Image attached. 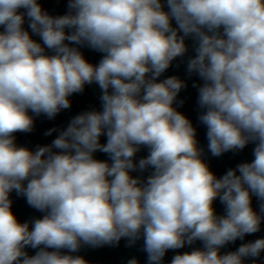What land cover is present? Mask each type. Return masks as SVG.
<instances>
[{
  "label": "clouds",
  "instance_id": "clouds-1",
  "mask_svg": "<svg viewBox=\"0 0 264 264\" xmlns=\"http://www.w3.org/2000/svg\"><path fill=\"white\" fill-rule=\"evenodd\" d=\"M166 6L68 0V13L52 16L38 0H0V264H88L63 250L117 246L121 239L128 247L143 239L147 264H163L168 250L197 240L203 249L177 254L170 264H259L264 238L223 255L220 249L260 231L264 221V0ZM26 17L42 44L23 27ZM186 38L196 53L187 72L203 81L199 121L208 151L219 157L255 145L251 162L219 178L191 121L173 106L185 82L177 76L158 82L188 51ZM72 45L103 58L93 65ZM93 83L102 111L75 116L51 145L35 151L16 145L15 133L33 130L30 112L52 119ZM141 147L149 154L136 163ZM97 151L111 163L95 159ZM148 168L146 181L130 174ZM13 191L45 213L32 227L13 213ZM217 198L222 216L213 207ZM27 247L39 250L29 255Z\"/></svg>",
  "mask_w": 264,
  "mask_h": 264
},
{
  "label": "water",
  "instance_id": "water-1",
  "mask_svg": "<svg viewBox=\"0 0 264 264\" xmlns=\"http://www.w3.org/2000/svg\"><path fill=\"white\" fill-rule=\"evenodd\" d=\"M38 2L41 4L43 10L52 16L65 15L69 11L68 0H38ZM162 3H165V11H167L166 0H162ZM21 11L24 10L21 9ZM172 23L173 27H175V21ZM23 27L25 30L29 31L34 40L42 44L40 37L31 32L27 17L25 18ZM2 30V27H0V31ZM66 31L71 30L66 29ZM185 43L188 47L186 54L183 57L176 58L172 62L171 66L158 78V82L170 76H177L185 82L186 87L180 91L173 106L177 109V111L183 113L191 121L193 127L196 129L198 146L204 150L203 159L209 165L210 170L219 178L223 176L227 170L236 168L238 164L251 162L254 159L253 148L255 145L250 143L243 150L236 152L229 151L219 157L212 156L208 151V140L206 137L207 129L199 121V116L204 110L200 109L198 105V88L203 84V81L197 74L193 73L189 75L187 72V61L189 58L194 57L196 53L194 51L193 39L186 38ZM72 46L79 47V50L84 55L85 59L93 65H98L100 60L103 58L104 53L98 52L89 47H81L78 45ZM46 52H48L47 49ZM48 54L52 53L48 52ZM101 94V90L97 84H86L83 92L74 93L69 97L71 107L60 111L52 119L47 118L43 114L35 116L30 112L29 114L33 115L34 118L33 130L28 133H15L14 136L16 145L18 147H27L32 151H35L39 146L51 145L52 141L67 128L75 116L88 111H102V102L100 100ZM53 129L54 131H51L50 135L46 134ZM106 139V136H102L101 143H106ZM53 151L59 150L53 149ZM148 154V148L141 147V149L136 153L134 161L138 163L141 158L146 157ZM94 158L111 163L108 154L100 151L94 153ZM152 171L153 169L148 168L142 172L137 170L131 172L130 174L133 177H139L142 181H146ZM9 198L12 200V211L20 223L28 222L30 227H32V222L34 220L42 218L45 215L44 212L31 207L27 203L26 197L18 195L15 191L10 193ZM213 207L217 215L222 216L225 214V207L218 198L214 202ZM252 207L254 210L259 212V202L255 196L252 197ZM261 238H264V221L261 223L260 231L254 234L245 235L243 239H237L234 242L228 243L220 249V253L223 255L228 252L236 251L242 244L253 242L256 239ZM126 245L127 240L121 239L117 246L105 245L95 248L83 246L79 251L74 253H68L67 250L63 251L65 254L82 256L86 261H88V264H128V261L132 258L137 259L139 264H147V253L143 251V239L138 240L135 245L131 247ZM196 249H203V242L197 240L191 245L186 244L180 249L168 250L163 258V264H170L173 257L177 254L191 252ZM38 250L39 249H32L31 247H27L25 249L29 255H35ZM49 250L51 251L52 249ZM258 260L259 264H264V252L261 253ZM245 264H252V260L246 259Z\"/></svg>",
  "mask_w": 264,
  "mask_h": 264
}]
</instances>
